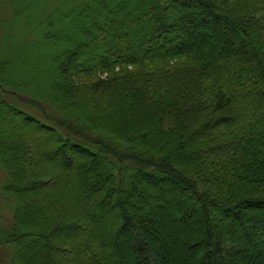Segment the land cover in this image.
<instances>
[{
  "label": "trees",
  "instance_id": "1",
  "mask_svg": "<svg viewBox=\"0 0 264 264\" xmlns=\"http://www.w3.org/2000/svg\"><path fill=\"white\" fill-rule=\"evenodd\" d=\"M257 115L264 0H0V264H264Z\"/></svg>",
  "mask_w": 264,
  "mask_h": 264
},
{
  "label": "rangeland",
  "instance_id": "2",
  "mask_svg": "<svg viewBox=\"0 0 264 264\" xmlns=\"http://www.w3.org/2000/svg\"><path fill=\"white\" fill-rule=\"evenodd\" d=\"M92 18H96L95 17V15L94 14H91L90 15ZM84 22V21H83ZM140 28V27H139ZM148 27L146 26V27H141L140 29H141V31L144 33V31L147 29ZM110 30L111 29V31H112V34H115L114 32L115 31H113V29L111 28V25H109L108 27H107V30ZM147 31V30H146ZM143 33H141L140 32V34H138V33H134V35H142V37L144 36L143 35ZM70 36H67V38L68 39H70L69 38ZM72 37L73 38H76V36L75 35H72ZM143 41H148L149 39H148V37L147 36H144V38L142 39ZM93 41L95 42V41H97V40H95V39H93ZM136 52H138V50L136 51ZM91 61H93V62H95L96 61V57H93L92 58V60ZM119 99H121V98H119ZM124 105V104H123ZM247 109H248V106L246 107ZM258 116V115H257ZM262 116H258L257 117V119L260 121V120H263L264 119V117H262ZM130 123L131 122H129V127L131 128V126H130ZM41 133V132H40ZM243 136L244 137H246V135H245V133L243 134ZM40 145V142L39 143H34V144H32L31 146H30V152H29V154L27 155V157H26V159H25V164H26V166H28L31 162H33V161H35V156H34V154H35V152H36V150H37V147ZM192 146H190V147H187L186 149H185V152L186 153H189L190 151H192ZM165 184H167V182L165 183ZM47 193H49V192H47ZM156 201H157V199H155ZM224 217H227L228 218V220L229 221H233V219L230 217V216H228V215H226V216H224ZM102 224V223H101ZM248 224V223H247ZM31 226H34V225H31ZM104 229V231H105V227L103 228ZM70 233H75V232H70ZM99 235H102L101 234V232L99 231V233H98ZM64 236H65V234H63ZM122 239H125V238H122ZM53 240V238L52 237H48V238H46V240L45 241H41V240H36V241H34L33 243H32V245H31V248H29L28 250H26V252H25V254L27 255L30 251H37L38 253H43L45 250H46V248L44 249V248H42V246L44 245H46V246H48L49 247V245L51 244V241ZM236 240H237V242H239V241H241L242 240V236L239 234V236H237V238H236ZM226 259H228L227 257H226ZM229 260V259H228ZM246 262H250V261H252V254L251 253H249L248 254V256L244 259ZM127 263V262H126Z\"/></svg>",
  "mask_w": 264,
  "mask_h": 264
}]
</instances>
